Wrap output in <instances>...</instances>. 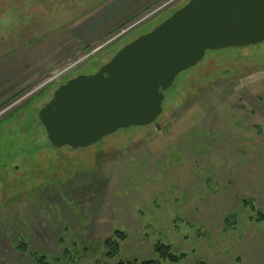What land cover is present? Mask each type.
I'll list each match as a JSON object with an SVG mask.
<instances>
[{"label": "rangeland", "instance_id": "374dc122", "mask_svg": "<svg viewBox=\"0 0 264 264\" xmlns=\"http://www.w3.org/2000/svg\"><path fill=\"white\" fill-rule=\"evenodd\" d=\"M187 1L102 46L151 0H0V264H33V253L52 264L141 263L160 259L157 243L186 254L176 264H264V42L207 51L180 73L158 129L72 149L53 147L38 122L59 83L94 73ZM116 230L125 239L108 259Z\"/></svg>", "mask_w": 264, "mask_h": 264}, {"label": "water", "instance_id": "95a60500", "mask_svg": "<svg viewBox=\"0 0 264 264\" xmlns=\"http://www.w3.org/2000/svg\"><path fill=\"white\" fill-rule=\"evenodd\" d=\"M264 42V0H188L124 44L94 73L55 88L37 118L55 148L94 145L120 129L154 124L165 91L207 51Z\"/></svg>", "mask_w": 264, "mask_h": 264}, {"label": "trees", "instance_id": "16d2710c", "mask_svg": "<svg viewBox=\"0 0 264 264\" xmlns=\"http://www.w3.org/2000/svg\"><path fill=\"white\" fill-rule=\"evenodd\" d=\"M164 105V102H163ZM264 218V214L258 213L257 220H262ZM125 239V233L120 230L114 231L111 237L107 238L104 242V246L106 249V257L108 259H113L118 255V247L119 243ZM21 246L22 249L25 248L24 244ZM155 249L160 255V259L158 260H147V261H142L141 263H138L136 261H129V262H124V261H118L117 264H161V262H169L176 264L180 260L184 259L186 257V254L184 253H179L175 254L172 252L170 245L163 244V243H157L155 245ZM34 263L33 264H52L49 262L46 258L45 255L41 254H32Z\"/></svg>", "mask_w": 264, "mask_h": 264}, {"label": "built area", "instance_id": "2783aa9c", "mask_svg": "<svg viewBox=\"0 0 264 264\" xmlns=\"http://www.w3.org/2000/svg\"><path fill=\"white\" fill-rule=\"evenodd\" d=\"M178 0H164L161 3L157 4L156 6L152 7L142 15L138 16L131 22L124 25L121 29H119L118 33L114 35L108 42L103 44L102 46L106 45L107 43H110L111 41H114L115 39L122 38L123 36H126L131 30H133L137 25H139L143 21L149 20V18L154 16L155 14L159 13L161 10L166 9L173 4H175ZM101 47V46H100ZM100 49V48H99ZM98 49H94L93 51H89L86 53L83 58H78L74 60V62L68 64L64 68H61L60 70L53 73L48 79H45L41 85H46L52 82L53 80H59L67 76L68 73H71L77 64L81 62L83 59L90 58ZM37 89V88H36Z\"/></svg>", "mask_w": 264, "mask_h": 264}, {"label": "crops", "instance_id": "0c3cea01", "mask_svg": "<svg viewBox=\"0 0 264 264\" xmlns=\"http://www.w3.org/2000/svg\"><path fill=\"white\" fill-rule=\"evenodd\" d=\"M126 1H128V0H126ZM144 2L146 1V0H143ZM143 2V3H144ZM159 2H161V0H151V2H145V5H144V8H148V6L149 7H151V6H154L155 4H157V3H159ZM151 5V6H150ZM143 9V8H142ZM142 9H140V10H142ZM137 11L136 13H134V14H129V15H127L126 17H124L121 21H123V23H126V22H129L130 20H132L134 17H136L138 14H140L141 12H143L144 10H142V11ZM109 12V11H108ZM108 12H106V17L108 16V17H111V16H109V15H107L108 14ZM106 19H108V18H106ZM108 20H110V19H108ZM103 21V20H102ZM122 23V24H123Z\"/></svg>", "mask_w": 264, "mask_h": 264}]
</instances>
